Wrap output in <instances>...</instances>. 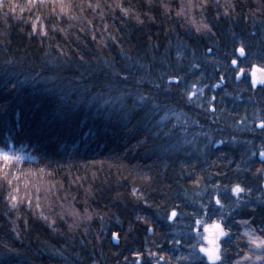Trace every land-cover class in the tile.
Here are the masks:
<instances>
[{"label": "trees", "instance_id": "trees-1", "mask_svg": "<svg viewBox=\"0 0 264 264\" xmlns=\"http://www.w3.org/2000/svg\"><path fill=\"white\" fill-rule=\"evenodd\" d=\"M255 67L264 0H0V264H208L206 217L253 255Z\"/></svg>", "mask_w": 264, "mask_h": 264}, {"label": "rangeland", "instance_id": "rangeland-1", "mask_svg": "<svg viewBox=\"0 0 264 264\" xmlns=\"http://www.w3.org/2000/svg\"><path fill=\"white\" fill-rule=\"evenodd\" d=\"M252 76H254L253 73H252ZM254 79H255V81L257 80L255 77H254ZM3 154H7L9 157H11V159H9V160H22L25 158V155L20 153V152H16L13 150L12 151H3L2 149H0V157L1 158H2ZM201 193H203V192L201 191ZM206 219H207V217L204 219H201L197 223L196 231H200V233L197 236L199 237V240L201 241V245L196 247L198 249V252H201L200 251L201 249H206V248L208 249L211 247L209 244L207 247V243H206L207 237L211 236V234H209L205 231V226L209 224ZM172 224L174 225V229H175L178 226H180L181 221L177 220L175 222H172ZM244 229H243V231L248 236V239L250 242V247L253 251V255L252 254L245 255L243 257V259L238 262V264H264V240L255 236L251 230H249L247 228H244ZM228 237H229V233L226 237V240H225L226 242L228 241ZM203 252L204 251H202V254H203ZM202 254H201V256H202ZM221 254H222V250H221ZM181 262H180V260L176 259V260H173V262H169V263H172V264H179L180 263L181 264Z\"/></svg>", "mask_w": 264, "mask_h": 264}, {"label": "water", "instance_id": "water-1", "mask_svg": "<svg viewBox=\"0 0 264 264\" xmlns=\"http://www.w3.org/2000/svg\"><path fill=\"white\" fill-rule=\"evenodd\" d=\"M242 72L239 76V79L241 78ZM254 76L259 80V81H264V70L259 68V67H255L254 68ZM260 158L262 161H264V156L260 155ZM176 213V212H175ZM177 215V213H176ZM175 215V217H176ZM175 217H171L172 219H174ZM205 231L209 234H211V236L207 237L206 239V243L209 244L211 247L208 248L207 250L212 251L214 249H218V253L220 256V250H221V244H220V240H223L226 238L227 236V231L224 227V225L222 224V222L216 221L213 223H210L208 225L205 226ZM114 242L115 244H119L118 240H117V236H114ZM205 255L209 258V256L206 254ZM211 262H217L219 260H215L213 261L212 259H209Z\"/></svg>", "mask_w": 264, "mask_h": 264}, {"label": "snow or ice", "instance_id": "snow-or-ice-1", "mask_svg": "<svg viewBox=\"0 0 264 264\" xmlns=\"http://www.w3.org/2000/svg\"><path fill=\"white\" fill-rule=\"evenodd\" d=\"M45 34H46V33H45ZM209 51H211V49H209ZM239 51H240V53H241L242 55L244 54V48H243V47H241V48L239 49ZM232 63L235 64L236 61L233 60ZM241 72H243V69H241ZM256 82H257V81H255V80L253 81V83H256ZM260 83H264V81H260ZM260 127L264 128V122L261 123ZM260 155H261V156H264V151H262V152L260 153ZM2 158H3L5 161L11 159V157H9L7 154H3ZM235 191H236L237 194H239L240 192L243 191V189L240 188L239 186H237L236 189H235ZM216 203L219 204V203H220V200L217 199ZM175 215H176V213L173 212V213H172V216L175 217ZM201 251L206 252V254L209 256V259H212L213 261H215V260H219V259H220V256H219V253H218V249H214V250H212V251H209V250H207V249H201Z\"/></svg>", "mask_w": 264, "mask_h": 264}, {"label": "flooded vegetation", "instance_id": "flooded-vegetation-1", "mask_svg": "<svg viewBox=\"0 0 264 264\" xmlns=\"http://www.w3.org/2000/svg\"><path fill=\"white\" fill-rule=\"evenodd\" d=\"M242 74H243V72H242ZM254 74V73H253ZM239 79V78H238ZM257 79V78H256ZM240 80V79H239ZM258 80V79H257ZM259 81V80H258ZM259 83H260V81H259ZM264 84V83H263ZM224 227H225V229L227 230V234L229 233V231H228V229L226 228V226L224 225ZM226 240V238L225 239H223V240H220V244H221V250H222V252H223V248H224V246H225V241ZM207 247H208V244H207ZM207 249V248H206ZM221 250H220V258H221V256H222V254H221ZM201 251V250H200ZM200 254H202V251L200 252ZM202 257H203V259L205 260V262H207L208 264H219L220 263V261L221 260H219V261H217V262H211L210 260H209V258L205 255V252H203V254H202ZM157 264H160V263H157ZM161 264H163V263H161ZM166 264V263H165Z\"/></svg>", "mask_w": 264, "mask_h": 264}]
</instances>
